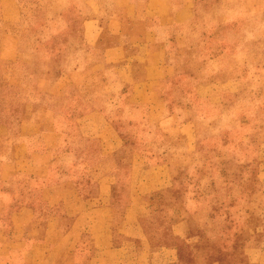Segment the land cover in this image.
<instances>
[{"label": "rangeland", "instance_id": "1", "mask_svg": "<svg viewBox=\"0 0 264 264\" xmlns=\"http://www.w3.org/2000/svg\"><path fill=\"white\" fill-rule=\"evenodd\" d=\"M115 47L127 49L124 61L109 52ZM94 111L120 147L91 138L98 133L83 119ZM1 117L10 134L60 132V171L83 170L86 197L116 174L111 229L121 244L132 227L145 238L133 239L130 262L150 244L176 259L158 254L149 264H264V0H160L156 12L150 0H0ZM4 137L10 163L19 138ZM156 166L167 167L170 187L145 195L131 224L136 182ZM2 188L9 242L18 229ZM61 229L28 228L0 261L31 264L33 242L45 240L55 264H74ZM86 231L81 264L92 256Z\"/></svg>", "mask_w": 264, "mask_h": 264}, {"label": "crops", "instance_id": "2", "mask_svg": "<svg viewBox=\"0 0 264 264\" xmlns=\"http://www.w3.org/2000/svg\"><path fill=\"white\" fill-rule=\"evenodd\" d=\"M150 5H152V12H156L160 0H150ZM126 50L124 47H115L109 52L114 56L120 55L119 60L124 61L125 58L121 56L125 55ZM18 58L17 51L14 50L12 54L10 53L9 60L17 62ZM83 120L88 130L98 133L97 136L91 137L92 139H103L104 142H107L108 148L116 149L121 146V143H117L115 140L110 142V138H104V134H107L111 127L106 123V121L108 122L107 118L100 112L94 111L85 116ZM97 121L99 124H96ZM0 131V204L3 201L2 195L5 193L2 187L6 185L12 193V222L18 229L14 233L13 239L6 242L8 238L5 235L6 231L0 228V257H8L16 253L28 238V228H37L42 225L46 230L51 227H54L56 231L58 227L64 228L58 232V235H61L62 239L70 246L69 253L72 252L71 258L74 264H81V260L77 256L79 253H76L80 248L77 239L81 241L85 237L87 228L91 231L90 252L92 256L90 264H149L148 258L158 254L162 255L164 260L175 258V251L163 249L159 253H154L148 244L144 251L140 250L139 253L134 254L135 259L130 262L133 239L145 240V238L139 231V226L134 230L132 227L131 231L136 233L127 232L126 236L129 238L122 241L123 244H121V237H116L111 229L113 221L107 218V213L111 210L113 197L110 180L117 177L116 174L102 177L99 183L102 184L104 181V184L99 188L98 193L92 198L86 197L83 183L88 177H85L83 170L73 175L69 171L66 173L60 171V156L57 152L62 142L60 132L54 129L45 131L28 127L24 129L22 126L16 134H10L9 126L6 124H0ZM4 136H8L7 138L18 136L19 138L14 146L13 161L10 163L4 162V154L1 152L2 145L6 140ZM39 142H42L43 149L39 148L37 144ZM113 149L109 153L114 152ZM103 156L105 155L103 154ZM143 171L144 174H141L140 181L136 182L138 190L133 199L134 203L126 208L125 217L131 224L135 216L137 219L140 218V213L145 208L143 205L145 195L151 192H161L170 187L171 178L167 167L156 166L151 170L143 168ZM149 176L155 177L148 180ZM12 186L15 187V190L18 188V193L10 190ZM37 202H40V205ZM137 233H140V237ZM118 240L120 241L118 242ZM48 248V241H34L30 252L31 264H55L57 254L50 252ZM82 256L87 255L82 253ZM0 264L3 262L0 261Z\"/></svg>", "mask_w": 264, "mask_h": 264}, {"label": "trees", "instance_id": "3", "mask_svg": "<svg viewBox=\"0 0 264 264\" xmlns=\"http://www.w3.org/2000/svg\"><path fill=\"white\" fill-rule=\"evenodd\" d=\"M6 119H4L3 117L0 118V124H5Z\"/></svg>", "mask_w": 264, "mask_h": 264}]
</instances>
